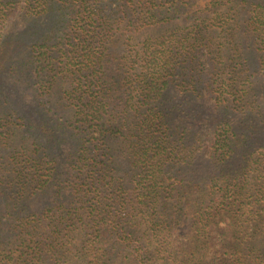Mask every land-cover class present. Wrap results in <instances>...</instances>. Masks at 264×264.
<instances>
[{
    "label": "trees",
    "instance_id": "trees-1",
    "mask_svg": "<svg viewBox=\"0 0 264 264\" xmlns=\"http://www.w3.org/2000/svg\"><path fill=\"white\" fill-rule=\"evenodd\" d=\"M0 264H264V0H0Z\"/></svg>",
    "mask_w": 264,
    "mask_h": 264
}]
</instances>
